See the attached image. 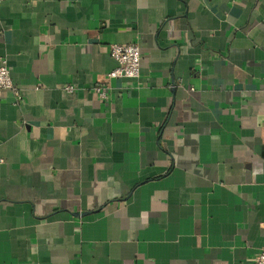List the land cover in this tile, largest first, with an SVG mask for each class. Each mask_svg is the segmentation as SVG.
<instances>
[{"label": "crops", "instance_id": "crops-1", "mask_svg": "<svg viewBox=\"0 0 264 264\" xmlns=\"http://www.w3.org/2000/svg\"><path fill=\"white\" fill-rule=\"evenodd\" d=\"M0 62V264H253L264 0H3Z\"/></svg>", "mask_w": 264, "mask_h": 264}, {"label": "built area", "instance_id": "built-area-1", "mask_svg": "<svg viewBox=\"0 0 264 264\" xmlns=\"http://www.w3.org/2000/svg\"><path fill=\"white\" fill-rule=\"evenodd\" d=\"M3 0H0V3ZM110 56L115 61L116 67L106 74L107 80L127 79L134 80L140 74V52L137 44L120 45L114 44L110 47ZM67 93H73L74 88L67 86L64 89ZM3 91H10L17 101L20 95L14 87L8 67L0 62V99ZM94 93L100 101L108 100V91L101 86L94 87ZM253 264H264V248L256 256Z\"/></svg>", "mask_w": 264, "mask_h": 264}]
</instances>
